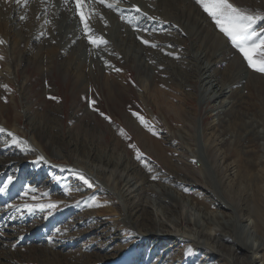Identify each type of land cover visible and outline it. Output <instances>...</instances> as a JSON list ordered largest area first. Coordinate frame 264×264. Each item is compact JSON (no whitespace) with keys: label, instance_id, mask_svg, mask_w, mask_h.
Listing matches in <instances>:
<instances>
[{"label":"rangeland","instance_id":"obj_1","mask_svg":"<svg viewBox=\"0 0 264 264\" xmlns=\"http://www.w3.org/2000/svg\"><path fill=\"white\" fill-rule=\"evenodd\" d=\"M65 1L0 0V264H264V234L242 228L252 223L245 201L264 208V74L248 67L196 0H109L114 9L91 0L89 33L71 28L79 10L76 0ZM231 2L264 13V0ZM182 9L205 16L197 36ZM89 35L107 43L96 46ZM207 58L228 91L220 101L209 100L214 92L199 80ZM64 68L85 74L81 86ZM183 94L189 114L180 116ZM185 120L197 122L201 175L181 167L169 150L180 147L174 137H185ZM213 126L214 154L227 153L220 178L200 140L202 128L211 134ZM148 136L174 157L169 170L157 162ZM236 152L242 153L239 178ZM102 154L122 156L120 166L96 160ZM231 179L245 192L237 206L222 191ZM161 186L180 199L157 193ZM204 203L212 208L204 210ZM49 204L55 207L40 208ZM228 222L230 238L222 240ZM151 223L185 239L146 238L138 229ZM236 245L245 250L233 254Z\"/></svg>","mask_w":264,"mask_h":264},{"label":"bare ground","instance_id":"obj_2","mask_svg":"<svg viewBox=\"0 0 264 264\" xmlns=\"http://www.w3.org/2000/svg\"><path fill=\"white\" fill-rule=\"evenodd\" d=\"M65 1V0H64ZM67 1L69 0H66L65 2L67 3ZM134 2V1H132ZM100 4V3H98ZM116 6H119L121 7V9H124L126 8V5H116ZM131 6V5H130ZM128 10V9H127ZM66 11V10H65ZM69 12V11H68ZM115 12V11H114ZM182 12L184 13L185 17H186V20L190 23H193L194 25L197 26V29L195 31H193L190 35L191 36H197V32L199 31L202 32L204 30V23L206 22V18L205 16L200 12V11H195V12H188L186 11L185 9H182ZM70 13V12H69ZM96 13V12H95ZM132 13V12H131ZM71 14V13H70ZM94 15V14H93ZM66 16V15H65ZM120 16H123L122 15V12L120 13ZM127 17H129L127 14H126ZM139 16V15H138ZM79 19V18H78ZM142 19V18H141ZM143 20V19H142ZM70 21V20H69ZM119 21V19H118ZM136 22V21H135ZM138 22V21H137ZM147 22V21H146ZM139 23V22H138ZM77 25H81L82 27H84V24L83 22L81 21V19L79 20H73L71 23H70V26L71 28L74 27V26H77ZM79 27V26H78ZM91 28V27H90ZM69 29V28H68ZM92 29V28H91ZM83 30V29H82ZM84 31V30H83ZM85 32V31H84ZM215 35V32L212 31V36ZM69 39L71 38H67L66 40L69 41ZM67 41V42H68ZM87 41V40H86ZM121 43H122V40H121ZM93 48V47H92ZM91 48V49H92ZM234 48V47H233ZM94 50V49H93ZM91 52V50H89ZM205 53H203L204 55ZM191 58L193 57L194 60L192 61H195L197 62L198 60V56H195V55H189ZM205 57H207V55L205 54ZM201 58V56H200ZM131 59V58H130ZM207 60L209 61L207 65H204L202 67H198V70H199V80L203 79L207 81V85H208V88L209 90L207 92H210V91H213L214 95L211 97L210 96V99L209 100H212V101H220L219 99L223 96L225 97L227 94H228V91H227V88L223 89L222 87L220 88V86L218 85L217 83V80H216V77L217 76H214V74H216V70H215V62L214 63H211L210 60L207 58ZM129 61V60H128ZM195 67L197 68L198 64L195 63ZM83 64V63H82ZM189 64V63H188ZM42 65V64H41ZM197 65V66H196ZM44 66V65H43ZM139 67V66H138ZM196 70V69H195ZM79 71V70H78ZM74 72V71H71L69 69H65L63 70L64 73H68V75H72V74H75V76L78 77V83H80V86H81V83H83L84 81V77H85V74L83 73H80L79 72ZM101 71V70H100ZM114 72V71H113ZM110 73V72H109ZM102 74V73H101ZM111 74V73H110ZM96 75V74H95ZM98 75V73H97ZM102 78V77H101ZM103 80V79H102ZM184 81H186L184 79ZM105 82H109L107 80H105ZM180 85V84H179ZM226 85V84H225ZM88 86V85H87ZM146 86V85H145ZM183 86V85H182ZM148 87V86H147ZM77 88V87H76ZM80 88V87H79ZM146 88V87H145ZM148 90V89H147ZM181 90V89H180ZM182 91V90H181ZM227 91V92H226ZM148 92V91H147ZM159 92V91H158ZM185 93V92H184ZM151 94V93H150ZM161 94V93H160ZM218 94V95H217ZM209 95V94H208ZM161 99L164 101V100H167L165 99V97L161 94ZM166 96V95H165ZM187 94H183V99L181 100L182 102V109H180V116H184V115H188V111L185 110L183 111V108L184 106H186L188 104V99H187ZM207 96V95H206ZM209 96H207L206 98H208ZM204 97V99H206ZM203 99V98H202ZM226 99V98H225ZM208 101V99H206ZM227 102H221L222 104L221 105H225L226 103L229 105L230 103H228L229 100H226ZM206 102V101H205ZM218 105V104H217ZM227 107V106H226ZM226 107L224 108H221L223 109V111H226ZM219 110V109H218ZM222 112V111H221ZM223 114V113H221ZM185 123V127H184V134H185V137H179L177 136L178 138L174 137V139H178L180 142H181V145L180 147L177 146L175 149H169L171 152L174 153V155L176 156V158L178 157V160L177 162L179 163H182V166L181 167H184L186 169L188 168H194L193 172L194 174H200L201 173H204V168L202 166V161L200 160L199 156H198V152L196 151V147H197V143H196V140H197V137H196V134L194 133L193 129H197V122L195 120L193 121H188V120H185L184 121ZM187 124H190L189 127L187 126ZM199 129V127H198ZM214 131H215V127L213 126L212 127V133L211 134H208V133H205L204 129L202 128V132H201V138L200 140L202 141V146H203V149L205 150V153H206V156L208 158V160L210 161V166L211 168L214 170V172L216 173V175L220 178L222 177L223 173L226 172V170L228 169L227 166H225V161L227 160V153L226 151L225 152H222V150H218L217 153L214 154L213 152V149H212V145H214L215 143H219V138L213 136L214 135ZM199 134V133H198ZM119 140V139H118ZM118 140L117 142L115 143L116 147L119 146V143H118ZM146 140L147 142L149 143V145L152 146V148L154 149V153H155V158L157 160V162L159 164H161L162 166H164V168H168V170L175 164L173 162H175L173 159H171V157H169L166 153L169 151L167 150L168 148L165 147H161L160 146V143L157 142L156 140L150 138L149 136L146 137ZM145 142V140H144ZM146 143V142H145ZM147 144V143H146ZM94 155V154H93ZM92 154H89V156H92ZM178 155V156H177ZM231 156H234L237 158V175L236 177L239 178L240 176V171L243 169V162H242V153L240 152H236V153H231ZM96 160H98L99 162L101 163H104L106 164L107 166H113V167H118L120 166L121 164V161H122V156H118L115 160H112L111 158H108L106 157L104 154H102L101 156L98 155L97 157H95ZM263 159L262 157H259L258 160H261ZM194 162V163H193ZM124 163V162H123ZM130 163V162H129ZM177 163V164H178ZM239 163V164H238ZM134 164V163H133ZM176 164V165H177ZM136 165V164H135ZM179 166V164L177 165ZM125 169L128 171V172H133L137 170L136 167L134 166H129V167H125ZM206 170V169H205ZM138 172L139 174V177H138V180H141L142 183L145 185L148 183L149 181V177H147L145 174H143L140 170L136 171ZM245 172L247 174H250V171H248L247 169L245 170ZM123 177V176H121ZM155 177V176H154ZM161 179V178H160ZM232 180V179H231ZM235 180V179H234ZM202 182L200 179H198V183ZM232 181H230L227 185H226V188H223V193L224 195H227L225 196L230 202H232L235 206H237V204L234 202L235 200H237L239 197L241 198H244L243 196L245 195V192H241L239 189H237L236 187H234L232 185ZM197 183V184H198ZM128 184H131L130 181H127V185ZM221 186H225V184L223 182H221ZM132 187V185L130 186ZM160 191L157 192L159 194H161L162 196L164 195H167V199H170L172 200L173 202H175V199H173V196L176 197V200L180 199V197L178 198V195H175L173 194V190L170 188V187H167V186H161L160 187ZM150 189H153V188H150ZM153 192V190L151 191ZM153 193H156V192H153ZM129 194L126 196L128 197ZM256 200V199H254ZM261 201V200H260ZM259 202V201H257ZM257 202L253 201V200H247L244 202V206L246 208V211H247V214H248V219L247 220H250L252 223L251 225H246L244 223V226H242V228L244 230H247V229H251L253 230L254 232H259L261 234H264V208L262 206L259 207V204H257ZM174 206L177 207V205L174 203L173 204ZM137 206V205H136ZM202 208L204 210H210L211 207V204H201ZM179 207V206H178ZM259 207V208H258ZM138 208H140L138 206ZM218 208H219V205H218ZM224 208H228V206H224ZM139 210V209H138ZM143 213L145 212L144 208H143V205L141 204V210ZM130 212V211H129ZM219 212V209L217 210L216 213ZM251 218H254L251 219ZM185 220L187 221L188 223V220L185 218ZM219 218H218V215H216V221H218ZM139 221V220H138ZM181 221H183V218L181 217ZM137 223V222H136ZM231 222H228L226 224H222L223 225V230L225 232V235L222 236V240H227V238H230V236L228 235L229 232L226 231V229H230V224ZM152 224V223H151ZM150 224V225H151ZM146 226V225H143V227L141 226L140 228L141 229H138L139 232L143 235V236H146L147 237H150V236H156V238L160 239V240H165L169 237H175V238H178L179 240L182 241V239L184 240L185 237L184 235H179V233L177 232H167V231H164L162 230V228L165 227V225H161L158 227H156L154 224H152V226ZM137 226V225H136ZM179 226V225H178ZM138 227V226H137ZM204 232V231H203ZM201 233V231H200ZM190 241H193L194 240H190ZM195 244L199 247H202L203 244H200V241H195ZM206 249V248H205ZM242 249H244L243 247L241 246H237L234 247V253L233 254H237L238 251H241ZM209 250V249H208ZM245 250V249H244ZM212 252H214L212 250ZM249 259V258H248ZM231 260V259H230ZM233 260V259H232ZM249 262H252V259L250 258L249 259Z\"/></svg>","mask_w":264,"mask_h":264},{"label":"snow or ice","instance_id":"obj_3","mask_svg":"<svg viewBox=\"0 0 264 264\" xmlns=\"http://www.w3.org/2000/svg\"><path fill=\"white\" fill-rule=\"evenodd\" d=\"M96 2L105 5L109 9L115 8V4L110 3L109 0H96ZM196 3L211 18L218 30L228 38L231 45L246 61L248 67L264 74V28L258 29L256 27L259 22H264V13L253 12L250 9L239 7L232 3L231 0H196ZM76 7L79 10L85 32H91L92 29L88 20L95 11L91 6V0H76ZM136 11L139 12L140 9L136 8ZM88 39L96 46L107 43L102 37L93 38V36L89 35ZM2 42L0 41V43ZM143 43L149 44V41L144 40ZM151 46L156 47L155 44ZM4 87L7 88L6 85ZM135 115L138 116L141 123L151 130L148 122L142 116ZM105 118L109 119L108 117ZM4 131L5 129L0 127V132ZM8 135L13 137V142H18L14 134L8 133ZM11 182L12 180L9 178V183ZM45 207L52 208L55 205H40L41 209Z\"/></svg>","mask_w":264,"mask_h":264}]
</instances>
